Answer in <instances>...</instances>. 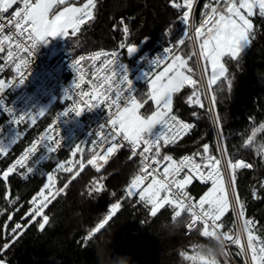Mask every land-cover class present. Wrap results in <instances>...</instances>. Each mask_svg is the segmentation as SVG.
Segmentation results:
<instances>
[{"label":"trees","instance_id":"16d2710c","mask_svg":"<svg viewBox=\"0 0 264 264\" xmlns=\"http://www.w3.org/2000/svg\"><path fill=\"white\" fill-rule=\"evenodd\" d=\"M170 1L94 0L93 17L80 26L75 36H65L63 49L77 55L116 48L119 20L128 27L130 41L134 44L144 39L148 45L175 42L184 27L170 7ZM213 2L200 1L198 22L203 19L202 13L209 10L205 9V4ZM251 19L256 25L254 39L238 61L227 56L221 59L227 70V79L220 77L211 85L210 92L228 158L232 162L240 160L251 165L250 170L236 171L235 192L244 205V218L256 225L253 236L264 239V187H261V182L264 183V20L256 15ZM177 55L185 60L184 74L195 83L183 85L172 97V112L192 125L190 137L162 149V154L171 155L174 160L187 153H201L204 144L214 148V135L189 42ZM194 91L200 97V104L189 103V97L196 99ZM141 92L147 93V88H141L138 97ZM153 110L150 100L140 109L144 115H150ZM51 114L52 111H48L35 125L21 131L13 147L15 154L45 126ZM249 137H252L251 141ZM74 143L75 140L27 182L9 177L11 197L8 202L4 200L5 186L0 180V249L5 243L9 244L7 249L0 251V260L5 264H97V251L103 249L113 257H130L132 264H193L186 257L192 256L194 248L207 244L209 239L197 231L185 233V213L175 217L182 223L179 231H162L160 225L170 223L174 218L173 207L165 205L153 215L150 205L145 206L136 196L125 195L124 190L139 169L137 160L130 157L126 148H122L117 157L99 171L87 166L80 169L77 165L71 174L56 172V191L61 188L64 191L46 207L44 215L49 221L45 229L38 231L37 221L42 220L29 223L32 198L45 184L48 173H53L55 166L69 157ZM82 157L85 164L88 156ZM11 158L8 156L1 161L0 174ZM90 187H99L100 190L89 194ZM209 188L194 182L190 192L199 199ZM252 188L257 193L255 199L250 192ZM117 201L121 202V208L85 240L88 232L108 215L111 205ZM221 221L224 232L233 229L232 212L228 211ZM17 224L21 228L13 234L12 229ZM233 255L239 260L237 252L233 251ZM220 261L224 264L223 257Z\"/></svg>","mask_w":264,"mask_h":264},{"label":"snow or ice","instance_id":"6c2138e0","mask_svg":"<svg viewBox=\"0 0 264 264\" xmlns=\"http://www.w3.org/2000/svg\"><path fill=\"white\" fill-rule=\"evenodd\" d=\"M193 3L194 0H184L183 6L174 3L173 7L188 9L183 11L181 17L183 23L189 26L185 29L184 35L189 40L194 39L195 43L199 44L200 55L211 63L213 69L209 80V86H211L218 77L227 79L225 76L227 70L221 63V58L227 56L238 61L245 48L254 39L256 25L251 18L258 14L261 19H264V0H214L211 4H205V9H210V11L202 13L204 18L198 27L189 23ZM57 6H62V10L57 12ZM94 8V0H87V3L81 7H75L67 3L66 0H35L34 3L32 0H0V50L7 42L8 57L12 58V63L16 64L14 71L18 73V84H23L25 81L23 70L29 67L31 63L29 58L33 56L37 44L39 42L47 43V37H56L58 34L65 37L69 34V30H71V35L75 36L80 26L93 17ZM192 27L195 31L194 38L189 32V28ZM123 32L125 36L128 35L127 26L124 27ZM184 43V39L179 40L173 49ZM119 48H127L129 56L137 50L135 45H126L123 42L120 43ZM21 52L26 54L24 58L18 56V53ZM163 53V56L159 55L148 61L151 67L144 74L147 93L141 92L139 97L136 95L137 92L132 90V82L128 78L125 66L119 60L117 51L111 53L95 52L88 57L81 56L78 60H74L70 67L77 73V79L74 80L70 89L65 90L62 97V101L70 100L71 103L64 108L63 112L57 113L56 118L40 133L39 140L32 141L31 146L24 149L21 156L8 167L4 176L7 177L8 173L13 172L17 166L26 168L27 173H32L35 161L31 160V166H29V161L35 156L39 148H43L47 154H52L62 146V137L58 125L62 116H66L68 113L79 116L82 112L102 107L107 112L106 124L101 123L99 125V130L95 133L97 138L93 139L91 143L94 147L103 148L108 144L111 146L103 155H93L87 161L88 164L93 165L99 171L98 159L106 160L108 154L115 149L121 146H130L132 154L135 156L136 150L143 147V151L139 153L141 157L140 174H136L127 186V197H134L135 191L139 189L140 201L145 206H151L150 211L153 215L165 203L173 206L174 218L180 216L182 211H187L191 215V222L188 225L190 229L202 224L204 229L202 235L206 238H209V234L222 233L225 240L240 246L238 254L245 257V264H248L249 253L251 254V264H264V239L253 236L256 225L252 221L244 219V205L239 198L236 197L234 201L229 198L230 195H235L236 170L248 168L251 165L240 161L235 163L229 161L227 169L230 175L228 173L222 174L224 168L222 159L210 155L208 144L203 145V154L193 153L192 156H184L179 162L174 160L171 155L162 154L164 145L175 143L182 133L187 132L192 127L191 124L184 123L173 114L172 97L183 87L185 82L195 83L182 71L185 68V60L181 55H177L175 51L167 47L163 49ZM101 58L102 63L97 68L96 61ZM17 60L18 63H16ZM87 60L92 61L91 67L94 71L92 79L87 82L88 90L85 91L81 87L85 83V75L80 67V62ZM167 60H171V63L163 71L157 73L155 69H158ZM16 80L17 77H14L7 84L0 81V94L4 93L7 87H16ZM228 83L231 85V81ZM77 89L79 91H76ZM193 95L196 96V99L193 100L192 97H189V103L200 104L199 95L195 91ZM148 100L154 105V110L151 111L150 115H144L140 109L148 103ZM0 110L9 114L10 123L19 125L25 120L30 122L29 126L37 123L33 111L24 112L17 116L16 112L6 105L2 95H0ZM44 113L45 110L39 109L38 115L43 116ZM19 136V131H16L11 141L5 143L0 140V155L6 154ZM118 138H120L119 142H117ZM248 139L251 141L252 137ZM125 141L127 145L123 144ZM77 151L82 153L84 149L80 145H76L72 152L75 154ZM91 151L92 149H89V152ZM224 155L225 153L222 152L221 157ZM196 156L201 157L203 167L194 159ZM43 157L45 156L42 154L41 158ZM76 165H79L80 169L85 167L82 161L77 160L67 163L60 162L56 165V170L62 169L71 174ZM162 165L163 170L161 172ZM185 169L187 172H184ZM182 173L183 178L181 179L179 177ZM196 178L201 181L210 180L212 182V187L200 197L198 203H194L188 192L184 190L185 186ZM47 179L49 183L43 185L40 196H43L45 189H51L55 184L52 172L48 173ZM145 181L150 182L141 189V185ZM66 187L67 185H65ZM261 187H264V184ZM99 190V187H90L89 194ZM63 191L64 188H61L53 193L52 199H55L56 195ZM252 195L253 197L257 196L255 190H253ZM36 201L37 197H33L32 203L36 204ZM49 203L47 198L41 199L39 206L31 213L29 223L37 221V217L42 215ZM230 204H232L234 213H236V206L239 205V212L236 214L242 220V224L234 226L228 232L218 231L223 226L221 217L228 210ZM121 206L120 201L112 204L108 215L92 228L84 239L87 240L96 233ZM43 221H37L41 230L45 229L49 217L44 215ZM20 228L21 225L17 224L12 229L13 234ZM242 233L247 235L246 246L242 244ZM8 247L9 244L5 243L0 251ZM182 255L184 254L182 253ZM227 257L228 253L226 252L224 264H228ZM186 258L192 260L193 264H209L202 257L192 255ZM0 264H4V261L0 260Z\"/></svg>","mask_w":264,"mask_h":264},{"label":"built area","instance_id":"2783aa9c","mask_svg":"<svg viewBox=\"0 0 264 264\" xmlns=\"http://www.w3.org/2000/svg\"><path fill=\"white\" fill-rule=\"evenodd\" d=\"M200 1L201 0H194L193 8L190 11V17H189V23L194 24V26H197V27L200 25L202 21L201 20L200 22H198L196 19ZM32 2L34 3L35 0H32ZM174 3H179L183 6L184 0H171L170 1V7L176 12V14L181 19L183 15V11H186L188 9L184 7H182L181 9H176L173 7ZM256 17L261 19L258 16V14L256 15ZM119 23H120L119 42L116 48L114 49L102 48V49H97V50L86 52V53L71 55L70 53H68L67 51L63 49L65 37L59 36L55 40L46 39L47 43L39 42L37 44V47H36V50L33 56L29 58L31 61L29 67L23 70L25 73V81L23 84H18V73L14 71L16 64L12 63V58L8 57L9 49H8L7 42L5 43L3 49L0 50V81H4L7 84L8 81L13 80L14 77H17V80L15 81L17 86L7 87L4 93L0 94L4 97L6 105L10 106L13 109V111L16 112L17 116L21 115V113H24V112L33 111L34 117H36L38 115L39 109L45 110V113H47L48 111L49 112L52 111V114L50 116L49 121L45 124V126H43L37 133H35V135L31 138L28 144H26L25 147L21 149V151H19L17 154L13 152V147L17 144L18 139H19L18 138L16 140V143L12 144L9 147L6 154L0 155V166H1L2 160L8 159V156H12L9 162L5 164L2 173H5L8 167L11 166L12 163L21 156L25 148L31 146L32 141L39 140L40 133L43 132L44 129L48 126V124H50L51 121L56 118L57 113L63 112L64 108L68 107V105L71 103L70 100L62 101V97L64 95L65 90L70 89V87L73 86L74 80L77 79V73L74 72L72 68L70 67V65L72 64L74 60H78L79 57L81 56L88 57L92 53H95V52L103 51V52L111 53L112 51H117L119 53V60L125 66L127 70L128 78L132 82L131 83L132 90L134 92H137L136 95H138L141 88L143 87L147 88V83L144 80V74L148 72L151 67L148 61H150L151 59L159 55L163 56L164 48L166 47L170 48L173 51H175V53L177 54L178 51L182 48V46L186 42H189L192 46V49L194 50V53L196 54L197 44L195 43L194 39L189 40L187 37H185L184 35L185 29L188 28L189 26L185 25L183 21H182V24L184 27L183 33L177 41L171 42L168 44H152V45H148L146 39H144L143 41L139 43H135V44L132 43L130 41L129 32L127 36H125L123 32V29L126 26V24L124 22L121 23V20H119ZM189 32H190V35L194 38L195 37L194 27L189 28ZM181 39H184L185 43L183 45H179L178 48L173 49V46L177 45V42ZM121 42L125 43L126 45L127 44L135 45L137 47L136 52L129 56L127 53V48H124V49L119 48V45ZM14 50L15 49L13 45V51ZM18 56L21 58H24L26 54L21 52V53H18ZM196 60H197L198 68L200 69L199 71L202 72V74H200V78H201L200 80L202 82V89L204 90L203 95H204L206 107L210 114V119L214 121L215 111L213 108L211 92L208 87L207 80L205 78L206 76L205 67H203V62L201 61V58L198 55H196ZM18 62L19 61L17 60L16 63ZM100 63H102V58L96 61L97 68L100 66ZM169 63H171V60L165 61L163 64L159 66L158 69H155V71L157 73H159L160 71H163V69ZM91 65H92L91 60L80 62V67L82 68L83 73L85 75V83L82 84L81 87L85 91L88 90L87 82L92 79V73L94 71ZM139 74H141V76L137 79ZM76 91H79V89H77ZM106 120H107V112L102 107H97V108L92 109L91 111L82 112L79 116H75L72 113H68L66 116H62L58 121L59 129H60V136L62 137V146L57 148V150L52 154H47L45 153V150L43 148H39L35 156H33L29 161V166H31V160L35 161V166H34L32 173H27L26 168H20L19 166H17V168L13 172L8 173V176L15 178L22 183L27 182L38 172L40 168H42L46 163L50 162L61 150H63L68 144H70L74 140H75V143L72 149L76 145H80V147L84 149L82 154L87 155L88 160L91 159L93 155H97V154L103 155L107 151V148L110 147L111 145L110 144L105 145L103 148L99 146L94 147L91 141L97 138L95 136V133L99 130V125L101 123L106 124ZM10 121H11V117L9 116V114L6 112H3V110H0V140H3L5 143H7L8 141H11L14 138L16 131H19V133L21 134V131L25 127L30 125V122L27 120L20 123L19 125L10 123ZM155 127H158V126H155ZM191 129L192 127L187 132L182 133V135L176 140L175 143L164 145L162 149L170 148L176 145L178 142H180L183 138L190 137ZM90 133L92 134L91 136L89 135ZM213 134H214V139H215V146L213 148V153L210 151V148H209V153L211 156L217 159H222V164L224 165L222 174L228 173L227 163L230 160L225 152V148L222 143V139H221L218 126L214 127ZM119 140L120 138H118L117 142H119ZM123 144L127 145V142L125 141L123 142ZM122 148H126L130 152V157L137 160L138 165H139L138 174H140L141 157L139 153L143 151V147L138 148L136 150L137 154L135 156H133L130 146H121L115 149L112 153L108 154L106 160L101 161L98 159L99 170L105 168L111 161H113L117 157V155L119 154ZM89 149H92V151L89 152ZM222 152L225 153L223 157H221ZM203 153H204V149L202 148L201 154ZM42 154L45 157L41 158ZM192 155L193 154L187 153V154L180 156L178 159H175V160L179 162L184 156H192ZM194 159L198 163H201L202 167L204 166L201 161L200 156H196L194 157ZM237 161H240V160H237ZM240 162L245 163L244 161H240ZM84 165L91 168L94 171H97L96 167H93V165L88 164L87 162ZM162 170H163V165L161 166L160 171L162 172ZM237 170H241V168H238ZM184 172H187V169H185ZM228 174L230 175V173ZM179 178L181 179L183 178V173L181 174ZM149 182L150 181H145V183L141 185V189L143 187H146ZM194 182L201 184V185H205V186H212V182L210 180L201 181L200 179L196 178V179H192L191 183L185 186L184 190L188 192L193 202L198 203L200 198L199 199L195 198V196L190 192V186ZM126 189L124 190L125 195H126ZM253 190L255 189L252 188L250 190L251 195L253 193ZM135 196L139 198V189L135 191L134 197ZM236 197L237 196L235 192V195L234 196L230 195L229 198L230 200L234 201ZM252 198L255 199L253 195H252ZM238 212H239V208L236 206V213ZM181 213H185L187 215V220L184 224L185 233L189 234L191 232L197 231L199 232L201 236H203L202 235L203 230H204L203 225L200 224L190 229L188 225L191 222V215L187 211H182ZM232 213H233L234 226L241 225L242 220L238 218V215L236 213L233 212V207H232ZM218 231L224 232L222 228L219 229ZM242 235H243L242 244L246 246L247 235L244 233H242ZM225 251L228 253V257H227L228 264H245V257L243 255L238 254L240 252V247H238L236 244L232 243L231 241L226 240ZM233 251L237 252L239 256V260L236 259V257L233 255ZM224 260L225 258L223 257V261ZM248 264H251V254L250 253L248 254Z\"/></svg>","mask_w":264,"mask_h":264},{"label":"clouds","instance_id":"9594fccd","mask_svg":"<svg viewBox=\"0 0 264 264\" xmlns=\"http://www.w3.org/2000/svg\"><path fill=\"white\" fill-rule=\"evenodd\" d=\"M182 227L181 221L173 218L170 223H162L160 229L165 232L179 231ZM226 240L222 233L216 235L209 234L207 244L197 245L193 250V255L202 257L209 264H221L220 258L226 255ZM225 262V260H224ZM97 264H132L131 258L127 256H111L103 249L97 251Z\"/></svg>","mask_w":264,"mask_h":264},{"label":"rangeland","instance_id":"374dc122","mask_svg":"<svg viewBox=\"0 0 264 264\" xmlns=\"http://www.w3.org/2000/svg\"><path fill=\"white\" fill-rule=\"evenodd\" d=\"M66 2L67 3H70V4H72L73 6H75V7H81V6H83L84 4H86L87 3V0H66ZM60 10H62V6H57L56 7V11L58 12V11H60ZM209 11V10H208ZM67 36H69V35H67ZM57 37V36H56ZM56 37H51V39H55ZM50 39V40H51ZM202 42V41H201ZM190 44V43H189ZM190 46H191V44H190ZM191 50H192V54H193V57H194V61H195V64L197 65V60H196V55H198L200 58H201V61L203 62V67H205V74H206V76H205V78H206V80H207V83H208V87H209V89H210V87L211 86H209V80H210V76L208 77V73H209V70H210V73L212 74V72H213V69H212V67H211V63L209 62V61H207L204 57H202L201 55H200V48H199V44H197V51H196V54L194 53V50L192 49V46H191ZM223 58V57H222ZM221 58V59H222ZM208 65V66H207ZM167 67V66H166ZM165 67V68H166ZM209 69V70H208ZM164 70V69H163ZM197 72H198V74H199V78H200V74H202V72L201 71H199L200 69L198 68V65H197ZM182 71H183V69H182ZM209 73V74H210ZM201 79V78H200ZM200 82H201V80H200ZM185 84H187V82H185ZM184 84V85H185ZM201 87H202V82H201ZM202 92H203V94H204V90L202 89ZM204 96V95H203ZM211 98H212V96H211ZM213 101V100H212ZM213 103V102H212ZM213 108H214V111H215V107H214V103H213ZM207 111H208V109H207ZM208 115H209V119H210V114H209V112H208ZM215 116H216V113H215ZM41 116L40 115H37L36 117H35V119L36 120H38L39 118H40ZM218 123V121H216V124ZM217 126H218V129H219V132H220V135H221V130H220V127H219V124H217ZM155 127V126H154ZM212 127V126H211ZM212 131H213V127H212ZM214 135V134H213ZM221 139H222V135H221ZM222 141H223V139H222ZM224 143V142H223ZM214 146H215V139H214ZM76 147V146H75ZM225 148V147H224ZM225 152H226V149H225ZM202 153V152H201ZM227 154V153H226ZM82 153L80 152V151H77L75 154H73V152H72V150L70 151V154H69V157L65 160V161H63V162H65V163H67V162H69V161H77V160H79V161H82L83 162V157H82ZM230 160V159H229ZM231 161V160H230ZM232 162V161H231ZM234 163V162H233ZM77 166V165H76ZM75 166V167H76ZM69 167H72V165H69ZM75 167H73V170L75 169ZM55 171H53V175H54V179H55V173L56 172H64V173H67V172H65V171H63L62 169H60V170H56V166H55V169H54ZM48 176V175H47ZM45 183H49V181H48V179H47V177H46V181H45ZM56 179H55V184H54V186L51 188V189H45L44 190V192H43V196H40L39 194L41 193V189L43 188H41L40 189V191L34 196V197H37V201H36V204H33L32 203V200H33V198H32V200H31V208H30V210H29V213H28V215L30 216V219H31V213L33 212V211H35V209L39 206V203H40V201H41V199H43V198H47L49 201H51L52 200V194L53 193H55V192H57L56 191ZM210 187H212V186H210ZM208 191V190H207ZM165 205H167L166 203L164 204V205H162V207L163 206H165ZM48 206V205H47ZM206 207H207V205H205ZM171 207H173V206H171ZM237 207L239 208V205H237ZM46 209V208H45ZM45 209H44V211H45ZM159 210V209H158ZM228 211H230V212H232V204H230L229 205V208H228V210L224 213V215L228 212ZM223 215V216H224ZM232 215H233V213H232ZM43 216H44V212L42 213V215L41 216H39V217H37V220H42L43 219ZM222 216V217H223ZM221 217V218H222ZM32 222H35V221H32ZM19 231V230H18ZM238 246V245H237ZM238 247H240V246H238Z\"/></svg>","mask_w":264,"mask_h":264},{"label":"water","instance_id":"95a60500","mask_svg":"<svg viewBox=\"0 0 264 264\" xmlns=\"http://www.w3.org/2000/svg\"><path fill=\"white\" fill-rule=\"evenodd\" d=\"M69 36L71 35V30H69ZM141 76V74H139V76L137 77V79ZM0 180L3 182L4 186H5V196H4V200L6 202H8L10 200L11 197V189L9 186V176L7 175V177L4 176V173L0 174ZM41 222H44L43 220ZM47 224V223H46ZM38 231L42 232L43 230H41L38 226Z\"/></svg>","mask_w":264,"mask_h":264},{"label":"bare ground","instance_id":"6f19581e","mask_svg":"<svg viewBox=\"0 0 264 264\" xmlns=\"http://www.w3.org/2000/svg\"><path fill=\"white\" fill-rule=\"evenodd\" d=\"M216 121H217V118H216V116H215V119H214V121H212L211 119H210V123H211V126L213 127V129H214V127L216 126L217 127V124H216ZM222 143H223V141H222ZM223 145H224V143H223ZM209 148H210V151L213 153V149H212V147H210L209 146ZM246 164H249V163H247V162H245ZM250 165V164H249ZM250 170L251 169V167H249V168H241V170ZM39 174V173H38ZM262 183V182H261ZM264 184V183H263ZM131 198H133V197H131Z\"/></svg>","mask_w":264,"mask_h":264},{"label":"crops","instance_id":"0c3cea01","mask_svg":"<svg viewBox=\"0 0 264 264\" xmlns=\"http://www.w3.org/2000/svg\"><path fill=\"white\" fill-rule=\"evenodd\" d=\"M59 36H60V35L58 34L56 38H58ZM56 38H55V39H56ZM46 39H47V40H50L51 37H47ZM55 39H51V40H55ZM207 66H208V65H207ZM208 70H209V69H208ZM209 73H210V70H209ZM209 73H208V77L210 76V78H211L212 74H211V73L209 74ZM219 78H220V77H218L217 80H218ZM217 80H216V81H217ZM216 81H215V82H216ZM4 264H5V263H4Z\"/></svg>","mask_w":264,"mask_h":264}]
</instances>
